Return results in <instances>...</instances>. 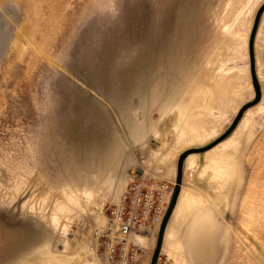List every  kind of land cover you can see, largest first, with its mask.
<instances>
[{
    "label": "rangeland",
    "instance_id": "rangeland-1",
    "mask_svg": "<svg viewBox=\"0 0 264 264\" xmlns=\"http://www.w3.org/2000/svg\"><path fill=\"white\" fill-rule=\"evenodd\" d=\"M263 5L0 0V264H106L93 232L133 170L171 183L167 211L180 155L256 99ZM254 55L261 100L185 161L157 264H264V14Z\"/></svg>",
    "mask_w": 264,
    "mask_h": 264
},
{
    "label": "built area",
    "instance_id": "built-area-1",
    "mask_svg": "<svg viewBox=\"0 0 264 264\" xmlns=\"http://www.w3.org/2000/svg\"><path fill=\"white\" fill-rule=\"evenodd\" d=\"M171 192V183L132 173L106 222L93 232L106 264L140 263L141 239L161 224Z\"/></svg>",
    "mask_w": 264,
    "mask_h": 264
},
{
    "label": "water",
    "instance_id": "water-1",
    "mask_svg": "<svg viewBox=\"0 0 264 264\" xmlns=\"http://www.w3.org/2000/svg\"><path fill=\"white\" fill-rule=\"evenodd\" d=\"M264 14V5L259 9L257 15H256V19L254 22V26H253V30L251 33V37H250V41H249V51H250V58L253 64V81H254V88H255V92H256V99L246 105L245 107H243L241 109V111L239 112L238 116L236 117L235 121L233 122L232 126L230 127V129L222 136L220 137L218 140H216L214 143H212L211 145H209L208 147L202 148V149H191L189 151H186L185 153H183L182 155H180L178 162H177V168H176V182H175V188L174 191L172 193V197H171V201H170V205L169 208L166 211V214L162 220L161 226H160V231L158 234V239L156 242V246L153 252V255L151 257V261L150 264H157L159 257L161 255V251H162V245H163V240H164V233L166 230V227L168 225V222L173 214L174 208L176 207L178 198L180 196V192H181V187H182V182H183V174H184V164L185 161L187 160V158L190 155L193 154H203L206 153L210 150H212L213 148H215L216 146H218L220 143H222L223 141H225L230 134L236 129V127L238 126L240 120L242 119L244 113L250 109L251 107L257 105L260 100H261V89H260V85L258 84V81L256 79V75L254 72V43L256 40V35L258 32V28H259V24H260V20L262 18V15Z\"/></svg>",
    "mask_w": 264,
    "mask_h": 264
},
{
    "label": "crops",
    "instance_id": "crops-1",
    "mask_svg": "<svg viewBox=\"0 0 264 264\" xmlns=\"http://www.w3.org/2000/svg\"><path fill=\"white\" fill-rule=\"evenodd\" d=\"M133 172H134V170L131 171V173L128 175L127 185H128V183H129V181H130V178H131V175H132ZM146 174H147L149 177H152V178H159V177H160L159 174H158L157 172H154V171L147 172ZM160 178H161V177H160Z\"/></svg>",
    "mask_w": 264,
    "mask_h": 264
}]
</instances>
